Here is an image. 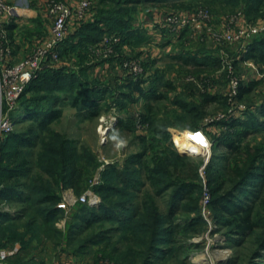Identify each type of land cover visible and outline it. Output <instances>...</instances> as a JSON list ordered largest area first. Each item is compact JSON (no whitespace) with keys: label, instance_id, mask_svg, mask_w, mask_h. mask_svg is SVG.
Instances as JSON below:
<instances>
[{"label":"trees","instance_id":"trees-1","mask_svg":"<svg viewBox=\"0 0 264 264\" xmlns=\"http://www.w3.org/2000/svg\"><path fill=\"white\" fill-rule=\"evenodd\" d=\"M206 1L222 5L225 10L241 8L251 19L264 16V0ZM99 2L102 6L97 8L95 20L80 25L64 47L70 52L79 48L77 55L82 60L86 54L81 50L102 38L106 29L103 25L118 32L123 42L129 44L136 37L144 38L145 29L135 26L139 4L193 6L195 3ZM209 9L214 14L220 13L216 11L218 8ZM40 24L39 19L38 35ZM15 27L14 22L7 26L11 38ZM250 57L264 60V35L252 41L244 55L245 59ZM193 58L207 67H220L219 56L211 52L202 59ZM65 82L70 87L67 86V91L77 90L72 94L74 107L82 110L90 102L93 109L88 112L89 117L99 115L100 109H95V105L109 91L107 85L97 82L92 86L75 73H65L64 68L46 69L26 87L23 94L27 91L32 94L19 110L29 123L6 133L0 142V206L17 205L13 213L0 208V248L21 244L20 251L8 264H45L37 257L45 240L80 260L89 257L95 264L104 260L114 264H195L188 260L187 239L200 234L206 225L200 212L203 185L199 167L203 161L192 163L187 155L181 154L173 146L167 122L150 113L144 115V121L150 125L149 136H138L141 149L131 153L122 166L109 164L102 182L93 186L102 197L100 206L79 203L66 233L56 225L63 211L58 204L64 189L71 187L78 193L88 189L95 170L101 165L98 154L91 148L79 149L67 134L52 127L63 111L55 104L59 96L47 91L61 90ZM258 84V81L247 85L242 82L240 97ZM208 99L214 98L206 95L196 109L189 108L185 102L180 104L188 111L200 110ZM257 106V110L248 112L253 120L259 112H264V104ZM231 125L242 127L222 135L214 143L215 148L219 147V142L224 144V151L213 154L206 166L212 191L211 206L222 217L220 222L227 229V239L240 247L230 263L264 264L260 260L264 256V140L255 144L246 140L251 130L259 128L247 120L235 119ZM118 126L129 127L122 119ZM181 135L182 132L175 134V142ZM147 182L149 188H146ZM164 196L168 197L165 210L158 203V198ZM179 214L186 216L177 219ZM194 244L199 246V243Z\"/></svg>","mask_w":264,"mask_h":264},{"label":"rangeland","instance_id":"rangeland-1","mask_svg":"<svg viewBox=\"0 0 264 264\" xmlns=\"http://www.w3.org/2000/svg\"><path fill=\"white\" fill-rule=\"evenodd\" d=\"M170 1L173 4L177 3L175 1L195 3L193 6H172L171 4H158L153 6L151 3L139 4L138 8L140 10L137 12L136 18H134L135 26L145 29L144 35H142L144 38L136 37L130 44L123 42L122 35L118 32L112 31V29L108 28L109 26L103 25L106 29H104L102 38L108 34H118L121 36V42L117 46L118 55H113L110 58L95 55L91 51L90 46L98 42L96 41L90 42L83 47L81 51L86 54V57L82 60L81 56L77 55L79 48L73 52H70L71 50H64L72 30L61 45V62L59 64H63L60 68H64L65 73H75L78 77L87 80L89 84L91 83L90 85L92 86H95L98 82L101 85H107L109 88V91L95 105V109H100L99 115L92 117L88 116V112L93 109L90 106V102L86 103L82 110L72 105V94H76L77 90L71 89V93L67 91L69 87L67 82H65L61 90L47 91L51 95L59 96L55 104L63 111L60 119L52 123V127L56 131L67 134L68 137L75 141L74 144L79 149L83 146L89 147L99 156L101 165L95 170L93 179L96 182L90 186L93 189V186L102 182L103 172L108 168L109 164H119V166H122L131 153L141 149L142 143H140L138 136H149L150 134V125L144 121V115L147 113L167 122L168 130L172 136L173 146L181 154L187 155L192 163L204 161V157L197 155L200 153L193 152L190 148H184L180 145L178 147L174 141L175 134H180L181 132L182 135L186 132L195 134V128L204 127L215 143L221 139L222 135L234 133L236 129L242 127L241 125H228L235 120V117L229 119V121H210L212 118H217L227 113L225 101L229 90V74L226 70L218 71L220 67H216L217 69H215L209 66L207 67L204 64H199L194 61L193 57L202 59L209 52L218 56L217 46L213 42H202L198 40L190 32L177 35V33L169 30L168 33L172 36L168 34V39L162 38L161 40L148 32L152 31V25L149 26L147 24L144 25L145 27L141 26L144 18L153 21L159 17L165 18L173 12H189L198 6L218 8L216 11L220 13L215 14L234 12L241 8L234 11L225 10L222 5L216 4L215 2L208 4L206 0ZM100 6H102V3L100 4L99 0H96L85 19L79 23V26L86 22L94 21L97 8ZM39 11L42 13V16L39 17L41 20L40 35L32 32V30H36L38 22H33L30 17H26L24 22L19 21V23H15L16 27L12 31L13 61L27 57L36 44L48 37L52 20L41 7ZM127 18L129 17L127 16ZM160 33L161 37L165 35L163 32ZM169 38H172V40ZM125 44L130 48L126 52L123 48ZM225 48L233 56H236L235 53L238 50L237 44L225 45ZM142 50L147 51V53L144 54L145 51L143 52ZM171 51H176V53H171ZM129 58H135L141 61L142 71L137 75L132 74L129 72V69L124 67L125 60ZM236 65L241 84L242 82L244 85L249 84L251 81L259 82L253 91L245 93L242 97L248 109L236 115V119H240L241 121L247 120L254 126H259V128L253 131L251 130L246 136V140L249 143L255 144L258 141L264 140V112H259L256 120L249 117L248 112L250 110H257V105L264 104V77H261L258 72V70L264 72V60L251 57L243 58L237 61ZM118 70L122 71L125 76L120 81L118 79L116 81L115 79L116 76L118 77V73H120ZM31 94L30 91H27L21 96L18 107L14 112L16 124L13 129L23 128L29 123L26 115L19 109L22 107L21 104H23V101H27V98ZM206 95L214 99H208L200 110L188 111L181 107L180 102H185L189 108L196 109V106H201ZM120 119L129 127L122 129L121 126H118ZM224 147L225 145L219 142L218 148L213 147V154L222 153ZM146 188H149L148 182ZM66 192L80 196L85 190L78 193L71 187H68L64 189L61 201ZM167 198V196L158 198V203L163 210L166 209ZM78 204L79 202H76L73 205H68L67 208H63L58 204L63 211L57 222L65 220L66 224L64 227H59L56 222V225L64 233L68 230V225L72 221ZM6 207H9L14 212L17 205L9 206L2 204L0 206L3 209ZM211 210L210 222L204 218L206 220L204 231L187 239V244L190 246L188 260L195 264H235L230 263V261L236 255V252H239L240 247H236L232 240L227 239L225 234L227 229L220 222L222 217L212 206ZM184 216L186 215L179 214L176 218L181 219ZM194 243H199V246H195ZM42 244V251L37 254V257L43 259L45 264L67 263H63L61 257V254L65 253H61L62 247L55 248L49 240H45ZM246 246L250 247V244L247 243ZM242 250L246 249L242 248ZM90 255L92 256L93 253L91 252ZM63 256L64 261L66 258H70L68 254H64ZM260 260L264 262V256ZM83 264L95 263L84 262Z\"/></svg>","mask_w":264,"mask_h":264},{"label":"built area","instance_id":"built-area-1","mask_svg":"<svg viewBox=\"0 0 264 264\" xmlns=\"http://www.w3.org/2000/svg\"><path fill=\"white\" fill-rule=\"evenodd\" d=\"M95 2L96 0H43L42 7L52 20L49 35L36 44L27 57L13 61L12 38L7 26L16 17L22 15V11L29 8V5H19L12 0H0V142L6 133L13 130L16 121L14 112L28 84L38 77L42 71L61 67V64H59L61 62V45L71 33L72 27L79 25L85 19ZM160 26L167 27L178 35L190 32L198 40L213 42L217 46L220 58L218 71L226 70L229 74V90L226 97L227 113L212 118L210 121H229L234 117L236 119L238 113L245 112L248 109L247 104L240 97L241 81L237 74L236 63L244 58L254 38L264 35V16L251 19L248 18L243 9L214 14L208 7L198 6L189 12L168 14ZM120 42V35L108 34L90 48L95 55L110 58L113 55H118L117 46ZM230 44L238 45L236 56H233L225 48V45ZM124 67L136 75L142 71L141 61L135 58L125 60ZM258 72L261 77H264L263 71L258 70ZM195 129V147L202 149V152L197 155L204 157L199 172L203 185L200 211L203 217L210 222L212 191L206 177V166L212 157L214 142L204 127ZM175 143L179 147V144ZM95 182L93 179L92 184ZM101 201L100 195L89 187L80 196L66 192L59 205L67 208L68 205L79 202L99 206ZM5 209L13 212L9 207ZM65 224V220L57 222L59 227H64ZM18 250L19 247L0 249V264H7L6 260L16 254ZM101 264L114 263L110 260H104Z\"/></svg>","mask_w":264,"mask_h":264},{"label":"crops","instance_id":"crops-1","mask_svg":"<svg viewBox=\"0 0 264 264\" xmlns=\"http://www.w3.org/2000/svg\"><path fill=\"white\" fill-rule=\"evenodd\" d=\"M12 1H14L15 3H17V4H19V5H25V4H27V5H29V8H26V9H24L23 11H22V15H19L18 17H16V19L13 21L14 23H19V21H23L24 22V20L26 19V17H30L31 19H32V21L33 22H38V20H39V17L40 16H42V13H40V11H39V8L41 7V9L42 10H44L43 9V7H42V3H43V0H12ZM46 13V12H45ZM47 14V13H46ZM0 19H1V16H0ZM164 20V18H156V20H153V21H151V20H148L147 18H144L143 19V23H142V25L141 26H144V25H147V24H149V26L150 25H152L151 27H152V31H148L151 35H153V36H157L158 38H160L161 40H162V38H165V39H168V34H170V33H168L169 32V28H163V27H161L160 26V24H161V22ZM12 22V23H13ZM145 27V26H144ZM79 28V25H74L73 27H72V33H71V35L77 30ZM146 28H147V26H146ZM37 29V28H36ZM154 30V31H153ZM37 31L38 30H34L33 32H34V34H37ZM160 32H163L165 35H163L162 37H161V33ZM39 34V33H38ZM184 34V33H183ZM49 35V34H48ZM171 35V34H170ZM174 35H176V34H174ZM173 35V36H174ZM178 35V34H177ZM172 36V35H171ZM157 37H155V38H157ZM169 39H171L172 40V38H169ZM174 39V38H173ZM13 41V40H12ZM123 48H124V51L126 52V51H128V50H130V48L128 47V45H124L123 46ZM146 50V49H145ZM145 50H142L143 52L145 51ZM13 53H14V49H13ZM147 53V51H145L144 52V54H146ZM156 53V52H155ZM171 53H176V51H171ZM67 64V63H66ZM65 64V65H66ZM61 66H63V64L61 63ZM98 66V65H97ZM97 68V67H96ZM120 73H118V77L116 76V81H117V79H118V81H120L121 79H123V77H125L124 76V74H123V72L122 71H120V70H118ZM14 247H19V250H18V252L20 251V247H21V244L20 243H16V244H14L13 246H10V247H8V249H12V248H14ZM7 248V247H6ZM0 249H2V248H0ZM17 252V253H18ZM17 253L16 254H14V255H12V256H10L7 260H6V263L8 264V260H10V259H12V258H14V256H16L17 255ZM61 253H62V251H61ZM64 254H67L66 252L65 253H62L61 254V257H62V259H63V263L64 262H67L66 264H83L84 262H86V263H93V260L92 259H90L89 257L88 258H86V259H83V260H80V259H78L76 256L75 257H73L72 258V256H74L73 254H68L69 255V257L70 258H66V260L64 261ZM60 264H62V263H60Z\"/></svg>","mask_w":264,"mask_h":264},{"label":"bare ground","instance_id":"bare-ground-1","mask_svg":"<svg viewBox=\"0 0 264 264\" xmlns=\"http://www.w3.org/2000/svg\"><path fill=\"white\" fill-rule=\"evenodd\" d=\"M177 142L190 148L193 150V152L201 153L202 149L196 146V141H195V134L192 133H183L180 137L177 138Z\"/></svg>","mask_w":264,"mask_h":264},{"label":"water","instance_id":"water-1","mask_svg":"<svg viewBox=\"0 0 264 264\" xmlns=\"http://www.w3.org/2000/svg\"><path fill=\"white\" fill-rule=\"evenodd\" d=\"M187 153V152H186Z\"/></svg>","mask_w":264,"mask_h":264}]
</instances>
